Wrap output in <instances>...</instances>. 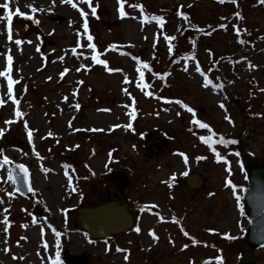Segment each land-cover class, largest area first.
<instances>
[{"label":"rangeland","instance_id":"1","mask_svg":"<svg viewBox=\"0 0 264 264\" xmlns=\"http://www.w3.org/2000/svg\"><path fill=\"white\" fill-rule=\"evenodd\" d=\"M25 1L9 0L12 40L8 21L0 20V70L11 55L9 75L17 81L9 99L7 79L0 77V161L9 158L0 164V264H65L64 250L85 253L89 264H218L216 257L219 264H239L248 250L243 163L264 160V3L125 0L121 17L117 0H91L96 16L82 0H73L77 8L53 0L54 13L32 12ZM179 7L193 14L201 31L185 29ZM17 8L26 15H16ZM88 35L98 58L119 71L92 62ZM232 98H240L244 114ZM209 135L211 147L198 138ZM13 164L27 167L28 197L8 180ZM114 169L131 176L119 199V183L109 175ZM188 174L202 184L183 193L176 181L186 184ZM108 196L128 204L134 224L112 237H91L77 209L103 204ZM254 254L264 263V247Z\"/></svg>","mask_w":264,"mask_h":264},{"label":"water","instance_id":"2","mask_svg":"<svg viewBox=\"0 0 264 264\" xmlns=\"http://www.w3.org/2000/svg\"><path fill=\"white\" fill-rule=\"evenodd\" d=\"M236 102L240 105L239 100ZM244 111V107H240ZM151 138V134L148 135ZM245 172L248 180V187L244 192V201L247 207L246 214L249 218V227L245 232V240L249 246L248 252L245 253L239 264H264L257 261L254 255V249L264 246V163L255 159H250L245 165ZM111 176L120 181V193H124L130 177L122 171H113ZM19 190L24 194H29L30 187L29 176L27 182L16 179ZM189 185L198 186L199 183L194 182V178L190 177ZM82 222L89 227L92 236L98 235L99 228L104 229L105 234H113L117 230H127L133 223L132 215L127 211V204H119L116 201H108L107 203L97 207H87L78 210ZM232 240H230L231 242ZM65 259L67 264H89L88 257L85 254L72 255L65 251Z\"/></svg>","mask_w":264,"mask_h":264},{"label":"snow or ice","instance_id":"3","mask_svg":"<svg viewBox=\"0 0 264 264\" xmlns=\"http://www.w3.org/2000/svg\"><path fill=\"white\" fill-rule=\"evenodd\" d=\"M60 2H61L62 4H63V3H69V4H71V6H72L73 8H77V4H76V3H73V0H60ZM82 2H83L84 4H86V5H88L89 8H91V15H92V16H96V7H93V6H92L91 0H82ZM219 2H220V3H224L225 0H219ZM236 2H237V0H231V3H233V4H235ZM260 2H261V3H264V0H260ZM124 3H125V0H117V4H118V9H117V10H118L119 15H120L121 17H124V16L127 15V13L124 11ZM27 7L30 8L32 12H36V11L38 10V9H36L35 7H33L31 4L27 5ZM131 7L142 8V6L139 5V4L131 5ZM0 8H2L3 11H4V15H3V16H0V20H5V19H6V20L8 21V24H7V39H8V40H12V39H13V36H12V31H11V21H12V16H13L14 13H13L12 11L9 10V0H4L3 4H0ZM78 11H79L80 16H82V17L86 16V13L84 12L83 9H78ZM15 14L18 15V16H20V17H24V16L26 15L25 12L20 11L19 8L16 9ZM178 15L184 16V13H182V12H178ZM234 15H236L238 18L240 17V14H239V13H234ZM28 19H32V17H31V16H28ZM155 19L157 20L158 23H161V24L163 23V18H162V17H155ZM185 19H186V17H185ZM219 27L223 28L224 25L221 24V25H219ZM83 30H84L85 33L88 32V25H87V21H86V20H85V22H84V24H83ZM165 39H166V40H172L173 37H170V36H169V37H165ZM92 40H93V37H92L91 35H88V37H87V41H88V42L86 43V46H87L89 49H92V50H93V54H92V56H91V60H92V62H93V63H96V64L104 65V66L106 67V70H107L108 72L119 71V69L107 68V61L98 58V57H99V54L95 51V45H94L93 43H91ZM241 42H243V41H241ZM21 43H22V41H21L20 39H16V40H15V44H16L17 46H19ZM29 43H31V42L29 41ZM77 46L79 47V40L77 41ZM108 47H109V48H112L113 45H109ZM37 50L39 51V48H37ZM168 50H169V52L172 51V47H171V45H169ZM73 52H75V49H73ZM6 60H7V67H5L3 70H0V77H5V78L7 79V95H8V98H9V99H12L13 84L16 83L17 81H14V80L11 78V76L9 75V73L11 72L12 56H11V55H6ZM142 66H143L144 68H149V65H148L147 63H144ZM81 67H84V65H81ZM79 70H80V69H77V71H79ZM67 71H68V69L65 68L63 71H61V72L59 73V76H60L61 78H63V76L65 75V73H66ZM137 71L139 72L140 69L137 68ZM196 71H197V72H200V68L197 67V68H196ZM49 79H50V77H49ZM124 79H125V81H127V77H125ZM140 79H141V81H143V73H142V72L140 73ZM205 82H206V83L209 82V81H207V78H205ZM81 83H82V82H81ZM137 86H138V87H147V85H142V84H141V85H137ZM73 94H75V93H73ZM126 94H127V93H126ZM145 95H151V93L145 92ZM65 99H67V98H65ZM4 102H5L4 100L0 99V105H3ZM13 102H14V103H18V101H15V100H14ZM178 103H179V101H178ZM75 107L78 109V108L80 107V105H79V104H76ZM185 107H187V106H185ZM221 107H223V105H221ZM188 110L191 111L190 108H189ZM104 111H107V109H105ZM131 114H132V113H129V115H131ZM21 115H22V113H20L19 110H17V111H16V116H17V117H20ZM225 119H228V118L225 117ZM9 122H10V121H5L6 124L9 123ZM194 122H195L199 127H201V128H205V129H209V131L211 132V129L209 128V125H207V124H205V123H201L200 121H194ZM25 126L27 127V125H25ZM128 127H130V125H129ZM2 131H3V130L0 129V133H2ZM49 135H51V133H49ZM213 135H214V133H213ZM28 139H29V141L31 142V139H32V132H31V131L28 132ZM200 139H201L205 144L209 145V147H211L212 139H213V136H212V135H209V136H202V137H200ZM220 142H221V143H224L223 137H221ZM234 142H235V141H232V143H234ZM2 151H3V150H0V153H2ZM180 155L183 156V153H181ZM198 159H203V157H199ZM217 159H222V157L217 156ZM186 160H187V158L185 157V161H186ZM8 163H9V158H8L7 156H3V160L0 161V164H8ZM17 167H18V168L21 170V172L23 173L24 178H25V182H27V177H28V171H27V169H26L25 166L22 165V164H21V165H18ZM8 180L13 181V183H15V179H14V177H13V175H12L11 172L8 173ZM69 183H70V182H69ZM28 190H29V191H32L33 189H32L31 187H29ZM7 195H8L9 197H11V196H12V193L9 192V193H7ZM210 195H211V194H210ZM0 203H3V201H0ZM173 219H175V218H173ZM8 224H9V221H8L7 216L5 215L4 218H3V225H4V231H5V232H7V230H8V228H7ZM137 231H139V229H137ZM181 231H183V229H181ZM149 234L153 236V239H155V235H154V233H152V232L150 231ZM183 234H184L185 236H188V235H189L186 231H185ZM57 235H59V234L57 233ZM225 235H227V234H225ZM229 238H232V237H229ZM192 243L195 244V243H197V241L193 239V240H192ZM187 246H188V245H184V247H187ZM7 250H8V249L5 248V251H7ZM117 250H118V251H125V250H121V249H117ZM14 258H15V257H14ZM124 258L127 259V256H125ZM21 259H22V258H21ZM216 259H217L218 264H219L220 257H216ZM53 264H59V261H58V260L53 261Z\"/></svg>","mask_w":264,"mask_h":264},{"label":"bare ground","instance_id":"4","mask_svg":"<svg viewBox=\"0 0 264 264\" xmlns=\"http://www.w3.org/2000/svg\"><path fill=\"white\" fill-rule=\"evenodd\" d=\"M25 3L26 6L31 4L33 7H36L44 12L54 13L57 11V5L53 2V0H26ZM103 232V228H99L98 235L100 233L103 234Z\"/></svg>","mask_w":264,"mask_h":264},{"label":"trees","instance_id":"5","mask_svg":"<svg viewBox=\"0 0 264 264\" xmlns=\"http://www.w3.org/2000/svg\"><path fill=\"white\" fill-rule=\"evenodd\" d=\"M218 1V2H217ZM217 1H214L216 4H219L220 2H219V0H217ZM184 12H186L187 13V11L186 10H183ZM192 17V16H191ZM188 20H189V24H190V22H191V20H190V18H189V15H188ZM198 21V20H197ZM199 22V21H198ZM191 25H193V27L194 28H197L198 29V31H195V32H199V31H201V29H202V27L201 26H198V25H195V24H193L192 22H191ZM190 26V25H189ZM192 27V28H193ZM190 32H192V31H190ZM185 37V34H183V38ZM185 51H187V50H185ZM184 53V52H183ZM217 58V57H216ZM218 58H221V57H218Z\"/></svg>","mask_w":264,"mask_h":264}]
</instances>
